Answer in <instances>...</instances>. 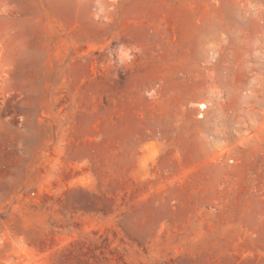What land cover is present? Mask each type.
Instances as JSON below:
<instances>
[{
    "label": "rangeland",
    "instance_id": "rangeland-1",
    "mask_svg": "<svg viewBox=\"0 0 264 264\" xmlns=\"http://www.w3.org/2000/svg\"><path fill=\"white\" fill-rule=\"evenodd\" d=\"M0 264H264V0H0Z\"/></svg>",
    "mask_w": 264,
    "mask_h": 264
},
{
    "label": "bare ground",
    "instance_id": "bare-ground-1",
    "mask_svg": "<svg viewBox=\"0 0 264 264\" xmlns=\"http://www.w3.org/2000/svg\"><path fill=\"white\" fill-rule=\"evenodd\" d=\"M201 106L204 107V106H206V104L202 103Z\"/></svg>",
    "mask_w": 264,
    "mask_h": 264
}]
</instances>
